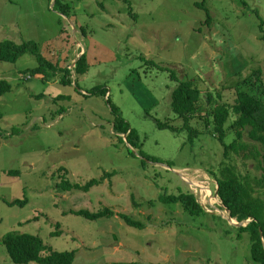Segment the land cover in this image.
<instances>
[{
  "label": "rangeland",
  "instance_id": "374dc122",
  "mask_svg": "<svg viewBox=\"0 0 264 264\" xmlns=\"http://www.w3.org/2000/svg\"><path fill=\"white\" fill-rule=\"evenodd\" d=\"M61 3L70 7L68 17L54 0H0V22L10 10L21 25L18 36L0 23V42L5 35L17 44L36 41L43 56L72 70V84L63 85L64 71L51 82L25 74L38 66L29 53L15 64L0 60V80L13 86L0 97V240L9 233L38 235L54 251H75L73 264H255L249 235L239 236L223 215L210 175L219 173L222 144L199 119L192 122L201 127L193 142L187 130L158 123L183 127L171 109L180 81L213 96L207 114L233 105L237 82L254 70L264 80V0ZM85 53L88 70L77 75ZM98 86L109 90L142 147L130 149L114 132L108 97L88 93ZM141 150L163 163L144 164ZM232 163L245 171L242 158ZM250 168L255 172L253 163ZM106 174L113 175L89 192L57 187L65 179L86 185ZM181 193L194 194L208 214L193 217L161 199ZM24 198V207L7 204ZM104 208L115 217L89 221L71 213ZM119 214L144 228L128 226ZM0 264H14L2 244Z\"/></svg>",
  "mask_w": 264,
  "mask_h": 264
},
{
  "label": "trees",
  "instance_id": "16d2710c",
  "mask_svg": "<svg viewBox=\"0 0 264 264\" xmlns=\"http://www.w3.org/2000/svg\"><path fill=\"white\" fill-rule=\"evenodd\" d=\"M247 4L245 1L243 2ZM56 8H60L65 16L70 7L62 4L61 0H54ZM55 8V9H56ZM207 9V8H206ZM210 17V11L207 10ZM264 40V28L261 25ZM31 54L38 62V66L29 69L25 74L30 78L43 76V81L51 82L58 72L65 73L62 80L63 85H71L72 70L61 68L60 63H54L46 58L40 51V46L36 41H26L17 44L13 41L0 42V60L8 63L17 61L26 54ZM153 63L154 62H149ZM88 70L86 53L77 61L75 71L77 75H84ZM172 78L176 80L174 71ZM241 81V82H240ZM237 82L236 99L233 105L227 103L219 104L213 112L203 114L207 110V105L213 100L212 95H204L201 88L191 80H184L172 93L171 109L179 118L183 119L182 128L169 126L168 123L159 122L160 128H170L175 132L187 130L190 141H194L201 133L200 126H194V120H202L204 129L212 132L224 148V160L219 167V173L211 171L210 175L217 182L218 196L224 207L230 211L231 217L239 222H251L246 227L236 228L239 236L248 234L250 238L251 259L255 264H264V80L262 70L256 69L250 76ZM12 84L8 80H0V97L12 91ZM89 94L108 97V104L114 116V132L119 134V138L124 142L127 135L128 143L135 148L142 147L140 144L139 133L127 122L120 108L113 105L109 90L105 86H98L88 92ZM59 98L68 99L67 96ZM203 115V116H202ZM0 118L2 115L0 114ZM232 118V120H231ZM231 120V123L229 121ZM9 133V132H8ZM229 135H233L231 142H227ZM132 153V152H131ZM133 154V153H132ZM139 154L143 158L144 164L163 163L161 159L146 155L142 150ZM242 158L245 171L238 170L232 162L235 157ZM255 165V172L250 165ZM259 171L260 173H258ZM9 175L19 174V171H10ZM113 174H106L100 180L93 179L86 185H73L71 182L62 180L58 184V189L63 191L80 190L89 192L93 187L101 184L106 177ZM166 203L181 204L184 210L193 217L208 214L199 204L196 196L189 193H181L177 196L161 198ZM10 206L24 207L28 204V198L17 199L8 202ZM72 214L84 217L89 221H97L103 218L115 217L116 213L104 208L99 212H89L86 210L72 211ZM121 219L131 227L143 229L141 222L134 220L126 214H119ZM55 236H58L57 234ZM0 244L5 246L14 264H73L76 252H58L45 245L38 235L32 234H7ZM44 252H49L43 255ZM139 264V263H131Z\"/></svg>",
  "mask_w": 264,
  "mask_h": 264
},
{
  "label": "crops",
  "instance_id": "0c3cea01",
  "mask_svg": "<svg viewBox=\"0 0 264 264\" xmlns=\"http://www.w3.org/2000/svg\"><path fill=\"white\" fill-rule=\"evenodd\" d=\"M1 16L3 17V20L0 22L1 25H4L5 29H7L8 32H16V33H18V36H19V33L21 32V30H20V27H21L20 21L18 19H16L15 16H11L10 17V10L5 11V17L3 16V14ZM1 33H3V32L0 31V34ZM4 38H7V39H4V40H9L8 35H5ZM7 134L9 135L10 133H7Z\"/></svg>",
  "mask_w": 264,
  "mask_h": 264
},
{
  "label": "water",
  "instance_id": "95a60500",
  "mask_svg": "<svg viewBox=\"0 0 264 264\" xmlns=\"http://www.w3.org/2000/svg\"><path fill=\"white\" fill-rule=\"evenodd\" d=\"M123 137H124V140L127 142L129 148H130V149H133L132 146H131V145L128 143V141H127V135H125V136H123ZM159 165H161V164H159ZM174 171H176V173L180 174L179 171H177V170H174ZM180 175H181V174H180ZM217 190H218V188H217ZM216 194H217V196H218V192H216ZM223 206H224V205H223ZM224 208H225V207H224ZM225 209H226V208H225ZM226 210H227V209H226ZM227 212L229 213L230 219H228V218H226V219L228 220V222H229L231 225L236 226L237 228L246 227V226H248V224L251 222V220H248V221H246V222H239V221H237L236 219H233V218L231 217V214H230V211H229V210H227ZM233 220H236V222L233 221Z\"/></svg>",
  "mask_w": 264,
  "mask_h": 264
},
{
  "label": "bare ground",
  "instance_id": "6f19581e",
  "mask_svg": "<svg viewBox=\"0 0 264 264\" xmlns=\"http://www.w3.org/2000/svg\"><path fill=\"white\" fill-rule=\"evenodd\" d=\"M184 173V172H183ZM210 202V201H209ZM227 211V210H226ZM227 213V212H226ZM223 214L224 216H226V217H229L230 218V216H229V213L228 214Z\"/></svg>",
  "mask_w": 264,
  "mask_h": 264
}]
</instances>
